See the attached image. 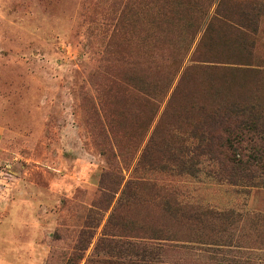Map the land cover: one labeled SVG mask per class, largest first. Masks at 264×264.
<instances>
[{"label": "rangeland", "instance_id": "374dc122", "mask_svg": "<svg viewBox=\"0 0 264 264\" xmlns=\"http://www.w3.org/2000/svg\"><path fill=\"white\" fill-rule=\"evenodd\" d=\"M173 1L0 0V264L127 261L136 246L159 264H264V174L231 185L210 157L194 175L141 159L166 150L170 130L172 152L192 151V105L243 100L264 114V74L196 72L169 110L171 92L153 105L128 98L142 86L134 75L178 67L170 45L186 43L171 31L191 12ZM258 26L254 48L229 37L216 56L264 62V11Z\"/></svg>", "mask_w": 264, "mask_h": 264}, {"label": "trees", "instance_id": "16d2710c", "mask_svg": "<svg viewBox=\"0 0 264 264\" xmlns=\"http://www.w3.org/2000/svg\"><path fill=\"white\" fill-rule=\"evenodd\" d=\"M166 1L171 2L172 0ZM243 1H173V4L177 2L176 6L181 10L182 15L187 8L191 12V17L185 19L182 23L184 28L176 26V30L171 31L176 36L174 37L175 40H178L181 44L186 43L182 46L186 49L182 51L181 48H176L173 44L170 45L171 49L177 52L176 55L170 56V61L173 63L178 62V67H169V71L166 70L167 73L164 76H161L159 71L156 76L145 77L144 79L134 75V82L136 81L138 85L141 84L142 86L141 88L134 87V91L128 95V98L133 96L135 99H140L145 104L151 105L153 101H163L171 92L168 99L167 110H169L173 101L182 95V90H187L186 84L198 75L196 72H220L226 76L239 75L250 79L264 74V62L252 53H232L230 56H216L217 54H215L214 44L220 45L229 37L235 39L231 45L232 48L255 47L256 42L253 40V36L258 33V18L261 12L264 11V2L249 0L251 3L246 6ZM162 10L150 14L167 15L169 13V11ZM179 38H182V41H179ZM194 44L196 48L190 60L192 64L180 74V63L186 58L189 49ZM174 82L176 84L173 87ZM225 84L227 83H223V85ZM255 85L244 86L239 82L236 87L246 91L245 87L249 89V87ZM261 108L260 105L247 103L243 100L238 102L223 101L216 104L204 102L192 105L188 109V113H194L198 118V125L193 126L194 130L191 132L194 135L192 139L196 142V146L193 147L192 151H182L180 149L181 151L178 153L172 152L173 149L169 145L177 143L178 140L170 130V133H167L169 139L167 140L166 150H159L150 155L148 152L152 149L148 148L141 159L150 163L153 168H159L163 165H177L183 173L194 175L195 171L193 169L200 163L199 159L204 156L210 157L218 165L219 175H222L223 180L231 185H236L237 181L251 177L253 173L264 174V114L260 112ZM156 114V112H150V123H152ZM194 132H198V135ZM152 142L153 137L149 144H152ZM245 143L248 145L242 147ZM195 159H197L196 162H193ZM255 159L259 160L260 165L251 168L246 162ZM219 181H222V179ZM168 237L157 240L171 241L172 239ZM134 245L133 243L132 247H135ZM136 248V251L132 249L127 261L122 260L123 257L119 252L115 254L117 257L115 261L98 259L93 261L92 264H159L149 259V256L144 255V246H136ZM108 253L113 255L111 252Z\"/></svg>", "mask_w": 264, "mask_h": 264}]
</instances>
